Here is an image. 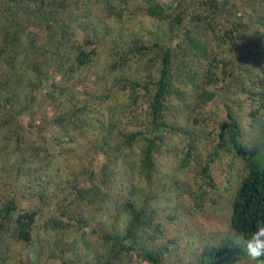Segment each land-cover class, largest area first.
I'll list each match as a JSON object with an SVG mask.
<instances>
[{
	"label": "trees",
	"instance_id": "16d2710c",
	"mask_svg": "<svg viewBox=\"0 0 264 264\" xmlns=\"http://www.w3.org/2000/svg\"><path fill=\"white\" fill-rule=\"evenodd\" d=\"M1 3L2 263L11 259L14 246L20 256L24 250L32 257L26 264H52L56 258L58 264H88L63 239L42 242L36 234L42 222L51 231L62 223L38 219L40 209H34L53 201L50 189L59 196V217L83 230L84 248L90 249L87 237L96 238L93 264H163L162 259L175 256L166 219L156 222L148 208L163 194L150 181L158 151H165L168 161L182 158L184 172L205 176L186 199L197 207L204 203L206 210L229 207L234 233L248 236L254 223L264 220V144L247 147L243 141L246 132H259L244 100L257 93L264 101V91L256 89H264V0ZM137 15L158 22L162 27L154 32L160 34L146 41L142 29L132 32L138 25L128 22ZM98 56H105L111 68L138 66L119 79L123 93L116 103L109 91L91 92L99 82L90 73ZM75 79L91 84L83 91ZM42 90L40 104L49 114L35 121L32 111ZM22 117L31 120L24 125ZM49 128L60 131L52 137L59 146L66 142L74 149L54 151ZM78 141L83 146H76ZM200 144L210 145L208 159L194 153ZM226 154L234 155L240 171L214 188L209 163ZM172 191L180 194L176 182ZM170 198L183 205L180 195ZM24 200L30 207L18 209ZM84 213H90L88 220ZM160 237L165 238L155 253L142 252V244ZM227 243L187 264H224L238 253L226 250ZM13 263L25 264L15 255L8 264Z\"/></svg>",
	"mask_w": 264,
	"mask_h": 264
},
{
	"label": "rangeland",
	"instance_id": "374dc122",
	"mask_svg": "<svg viewBox=\"0 0 264 264\" xmlns=\"http://www.w3.org/2000/svg\"><path fill=\"white\" fill-rule=\"evenodd\" d=\"M170 1V0H165ZM0 4L1 0H0ZM135 22V23H134ZM128 26L132 23L138 25L132 32H139L144 37L146 41L150 38H155V35H159L160 32L156 34L154 31L157 29V26L162 27L158 22H155L154 19H149L147 16L137 15L135 19L128 22ZM143 25V26H142ZM257 27L253 25L252 28ZM133 28V27H132ZM128 32V31H127ZM131 32V31H130ZM130 32H128L130 34ZM163 40V39H162ZM164 42V40H163ZM107 58L105 56H98L94 62L93 67L90 69V73L95 79H99L97 85H95L94 90L91 92H95L96 94H102L104 91L111 92L110 99L112 103H116V99H120L123 91L118 87V81L121 77L131 76L132 72L135 73L138 68L136 63L128 64L127 67L124 68H111L109 64H106ZM87 72V71H85ZM155 72V70H154ZM95 76V77H94ZM77 79V78H76ZM74 81L77 84H80L85 91L88 86L91 84L89 79H82ZM179 85V84H178ZM258 91L263 93L264 89L262 87H256ZM42 90L38 93V97L36 100L37 105H35L32 114L34 115L35 121L44 120L43 115L45 113L49 114L48 106L44 107L40 103L43 101ZM80 96V95H78ZM244 103L248 105L246 110L253 113L256 116L259 132L248 134L245 133L243 141L245 140V144L247 147H252L254 144H264V101L260 99L257 93L254 94V97H249L248 100H244ZM168 104L172 107L173 105L168 100ZM48 109V110H45ZM31 120L30 117H22L21 122L27 124ZM171 121L174 119L171 118ZM176 121V119H175ZM132 124V129L135 130L134 125ZM74 133V132H73ZM60 134L59 130L54 128H49L47 130L46 136L52 140L53 150L57 151L60 147H70L74 149L73 144H68L66 142H62L61 146L58 145V140L53 139L52 137ZM76 133H74L75 135ZM91 139H87L85 141V145L88 147ZM142 141H139L138 146ZM83 146V143L80 141L76 142V146ZM210 145L204 144L195 147L197 154H204L207 157L209 153L211 155ZM199 152V153H198ZM154 162L155 169L150 173L151 179L150 181H154L157 184V188L163 189V194H161L160 199H156L155 201L150 200L148 208L153 211V214L156 216V222L159 223L160 218H165V222L163 225L166 226V236L171 240L170 245L174 246L177 251L175 256L168 257L170 264H185L188 261L192 260L197 254H199L205 247L213 246L220 243L221 239L227 235H231L229 225H228V216L230 214L229 207L224 206L220 209L214 210H206L205 207H209L202 203L200 206H195L191 204L185 196H189L190 190H195L200 184V179H205V176L200 177L198 172H193L188 170L184 172L182 168V158H179L178 155H175L173 159L168 161V156L165 151H158L154 153ZM208 159V157H207ZM241 165L234 157L233 154L221 155L219 159H216L213 162L209 163V171H208V179H211L214 182V188L219 187L221 183L224 182V179L234 171H240ZM181 170V171H180ZM176 182L180 194L174 193L172 191V183ZM230 188V186H227ZM49 194L52 195L53 201L48 205L38 206L34 209H40L41 216L38 219H44L47 216L53 218L52 221H58L60 219L62 223L60 226L56 227L57 230L51 231L49 228H46L45 222H42L38 229H36V234L41 239L42 242L49 241L50 239L53 241L63 239L69 244L71 252L78 258H82V262L85 261L88 264H93V253L94 249L99 250V244L96 243L95 237H87V245L89 246V250L84 248L82 244V240L84 236L82 234V229L78 228L77 225L71 224L70 221L60 218L59 212L60 207L58 206L57 199L59 196L55 194V190L50 189ZM175 195H180L182 198L183 205H175L173 203L174 199L170 198ZM30 201L24 200L18 203V209H26L30 207ZM64 205H67V202H63ZM80 204L79 202H74L75 205ZM83 211L82 204H80L77 211ZM77 213V212H76ZM90 213H84L83 217L87 220L89 219ZM43 221V220H41ZM53 222L49 224L53 226ZM165 236V237H166ZM165 237H160L150 241L149 244H142V252L153 253L156 250V247H161L159 245V241H164ZM13 254L11 255V259L7 262L0 264H8L13 260L15 255L17 260H22L24 263L27 261H31L30 255L27 254L26 251L23 250L22 255L20 256L18 250L13 246L12 247ZM155 253V252H154ZM72 255L74 258L75 256ZM167 262V259H165ZM25 263V264H26ZM59 263V260L56 258L52 264ZM16 264V263H13ZM244 264V263H242Z\"/></svg>",
	"mask_w": 264,
	"mask_h": 264
},
{
	"label": "clouds",
	"instance_id": "9594fccd",
	"mask_svg": "<svg viewBox=\"0 0 264 264\" xmlns=\"http://www.w3.org/2000/svg\"><path fill=\"white\" fill-rule=\"evenodd\" d=\"M228 225H229L231 235H227L223 237L220 243L217 244L216 248H219L223 246L225 242H228L225 245V249L226 250L232 249L238 253L235 255V257L231 258L230 260H227L224 264H242V263L244 264H264V220H257L254 223L252 231L250 232L248 236L234 233L231 230L230 215L228 216ZM213 248H214V245L205 247L192 260L194 259L199 260L202 257V255H204L210 250H213ZM225 254L227 255V253ZM161 263L170 264V261L167 258V262H166L164 258L162 259Z\"/></svg>",
	"mask_w": 264,
	"mask_h": 264
}]
</instances>
